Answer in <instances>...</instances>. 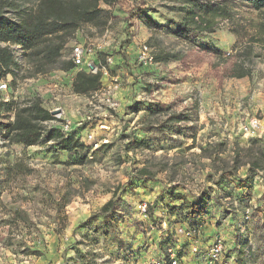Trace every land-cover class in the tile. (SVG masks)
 <instances>
[{
	"label": "rangeland",
	"instance_id": "1",
	"mask_svg": "<svg viewBox=\"0 0 264 264\" xmlns=\"http://www.w3.org/2000/svg\"><path fill=\"white\" fill-rule=\"evenodd\" d=\"M6 1L17 6L2 8ZM186 1L101 4L108 23L78 30L51 72L31 77L24 65L17 77L0 74L9 83L5 102L39 97L53 117L61 115L52 127L68 118L83 134L109 138L76 164L67 152H51L53 142L26 148L0 135V264H146L169 249L183 264H198L194 242L176 235L178 224L198 228L202 250L221 237L228 252L263 264L256 256L264 249V137L250 138L242 127L264 119L263 46L256 42L264 18L240 0ZM37 4L0 0L12 18ZM212 7L221 10L210 31L175 33L190 13L200 21ZM75 44L93 45L96 61L113 57L90 96L73 92L78 69L63 70ZM142 45L177 60L146 68L137 56ZM236 66L251 76L230 77ZM0 112L3 129L13 116L2 105ZM177 195L198 203L204 218L187 221ZM112 199L122 219L108 224L101 210Z\"/></svg>",
	"mask_w": 264,
	"mask_h": 264
},
{
	"label": "trees",
	"instance_id": "2",
	"mask_svg": "<svg viewBox=\"0 0 264 264\" xmlns=\"http://www.w3.org/2000/svg\"><path fill=\"white\" fill-rule=\"evenodd\" d=\"M117 0H38L34 9L17 11V18L6 16L1 7H16V3L6 1L0 7V74L5 76L10 73L15 77L25 65L28 75L38 77L48 74L53 70L66 49L68 42L75 36L76 32L86 25L104 27L108 23L106 12L101 4L112 5ZM247 4L264 18V0H240ZM186 2H189L187 0ZM221 8L212 7L207 13L199 17L190 13L177 25L175 33L178 36L193 32L203 33L210 31L211 20L220 12ZM211 13V15H210ZM211 16V17H210ZM147 24H152L148 19ZM256 42L263 46L264 59V20L259 26ZM15 47L22 48L23 63H20V54ZM156 62H169L177 60V56L171 53L163 57H156ZM100 68L106 63L103 54L99 56ZM65 72L75 70L71 61L63 65ZM230 77L245 78L251 76L250 71L243 67H234ZM103 86V73L99 70L92 73L89 70H77L72 80L73 92L81 96H90L99 91ZM0 92V105L11 112L13 119L10 123L3 125L0 129L1 137L10 145H24L27 147L53 142L51 152H67L74 156L76 164H82L85 157H89L91 148L81 142L76 134L65 136L57 127L47 128L44 122L54 119L52 112L47 109L43 100L39 97L23 100L20 102L11 100L5 102ZM1 115V112H0ZM257 167V166H256ZM144 175V171H141ZM175 201H180L182 210L185 211L187 221L193 224L204 218L203 208L198 203H193L186 197L177 195ZM116 200L107 202L101 210V215L108 218V224L115 217L122 219ZM20 219L27 221L29 217L25 211L18 212ZM83 226V225H81ZM197 233L198 228L191 225ZM264 257V249L256 257ZM252 257V256H251ZM238 264H249L248 258L243 251L238 252ZM252 259V258H251ZM255 260V259H254ZM89 264V263H88ZM264 264V260H263Z\"/></svg>",
	"mask_w": 264,
	"mask_h": 264
},
{
	"label": "built area",
	"instance_id": "3",
	"mask_svg": "<svg viewBox=\"0 0 264 264\" xmlns=\"http://www.w3.org/2000/svg\"><path fill=\"white\" fill-rule=\"evenodd\" d=\"M108 32V31H107ZM17 52L20 54V63H23L22 48L15 47ZM96 53V49L93 45L85 44H75L72 47L70 53V60L73 63L75 69H87L92 73H97L99 70L102 71L103 76L108 75L111 65L113 64V57L107 56L106 63L99 67L100 61L92 59ZM100 54V53H99ZM138 61L141 65L146 68L153 67L156 64V56L153 54L152 49L148 45H142L138 52ZM99 58V57H98ZM99 60V59H98ZM94 65L96 68L92 71L90 66ZM9 83L7 81H0V92H8ZM112 107L118 106L116 101L111 104ZM60 118L61 115H56L54 119L50 122H44L47 127H52V124L56 121L55 118ZM60 129V131L67 137L72 134H76L86 146L90 147L89 157L92 158V152L99 150L101 147L109 143V138L106 136L96 137L95 133H85L83 134L80 130V124L72 122L68 118H63L59 125L53 126ZM109 130V129H107ZM243 133L250 138H261L264 137V119H258L257 117H252L249 121L242 127ZM142 212L146 213L147 205L141 207ZM250 212L246 213V218L249 219ZM175 233L178 237L185 240L194 242L190 248L197 258L195 261L199 260L198 264H238V254L236 252H228L224 240L221 237L215 238L210 244L205 246L203 250L199 246V234L192 229L191 226H184L178 224L175 227ZM146 264H183L182 260L178 257L176 249H169L166 255L161 253L155 260L151 263Z\"/></svg>",
	"mask_w": 264,
	"mask_h": 264
},
{
	"label": "water",
	"instance_id": "4",
	"mask_svg": "<svg viewBox=\"0 0 264 264\" xmlns=\"http://www.w3.org/2000/svg\"><path fill=\"white\" fill-rule=\"evenodd\" d=\"M96 67L94 65L90 66V70H94ZM52 114H55V113H52Z\"/></svg>",
	"mask_w": 264,
	"mask_h": 264
}]
</instances>
